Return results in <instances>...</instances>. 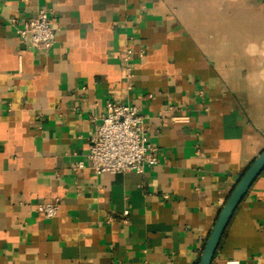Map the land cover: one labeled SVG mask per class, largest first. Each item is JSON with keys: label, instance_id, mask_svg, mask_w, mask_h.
Listing matches in <instances>:
<instances>
[{"label": "crops", "instance_id": "0c3cea01", "mask_svg": "<svg viewBox=\"0 0 264 264\" xmlns=\"http://www.w3.org/2000/svg\"><path fill=\"white\" fill-rule=\"evenodd\" d=\"M40 9L46 51L16 33ZM107 100L137 107L156 165L93 173ZM262 149L264 0H0V264H197ZM227 259L264 264V169L211 264Z\"/></svg>", "mask_w": 264, "mask_h": 264}, {"label": "built area", "instance_id": "2783aa9c", "mask_svg": "<svg viewBox=\"0 0 264 264\" xmlns=\"http://www.w3.org/2000/svg\"><path fill=\"white\" fill-rule=\"evenodd\" d=\"M15 21L11 19V23ZM16 33L29 48L43 51L50 49L55 40L51 18L45 9H40L35 16L25 20L16 29ZM121 58L125 77L130 79L133 76L132 52L126 50ZM105 109L100 123L89 138L86 158L93 173L142 171L146 166L156 165L159 162L157 147L148 141L143 118L137 107L130 103L107 100ZM171 119L174 122H188L187 116L172 115ZM85 167L84 161H78L73 169ZM58 209L59 203L56 201L37 203L35 206V210L45 218L54 217ZM224 264H240V261L227 259Z\"/></svg>", "mask_w": 264, "mask_h": 264}, {"label": "water", "instance_id": "95a60500", "mask_svg": "<svg viewBox=\"0 0 264 264\" xmlns=\"http://www.w3.org/2000/svg\"><path fill=\"white\" fill-rule=\"evenodd\" d=\"M264 169V149L252 160L238 181L232 188L223 206L221 207L216 220L209 232L202 248L197 264H211L219 246L224 231L237 206L251 187L256 177Z\"/></svg>", "mask_w": 264, "mask_h": 264}]
</instances>
